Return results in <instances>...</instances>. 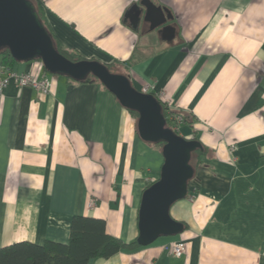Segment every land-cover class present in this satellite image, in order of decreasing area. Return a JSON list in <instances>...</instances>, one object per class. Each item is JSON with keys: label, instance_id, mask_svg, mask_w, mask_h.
<instances>
[{"label": "crops", "instance_id": "0c3cea01", "mask_svg": "<svg viewBox=\"0 0 264 264\" xmlns=\"http://www.w3.org/2000/svg\"><path fill=\"white\" fill-rule=\"evenodd\" d=\"M141 1L37 0L63 48L163 94L188 117L172 130L203 148L187 197L170 208L183 232L88 264H264V0H150L169 15L154 28ZM7 67L51 87L9 83L0 94V248L65 244L77 215L133 242L161 148L100 82L48 74L38 60ZM178 241L175 258L165 247Z\"/></svg>", "mask_w": 264, "mask_h": 264}, {"label": "water", "instance_id": "95a60500", "mask_svg": "<svg viewBox=\"0 0 264 264\" xmlns=\"http://www.w3.org/2000/svg\"><path fill=\"white\" fill-rule=\"evenodd\" d=\"M140 5L146 11L145 19L153 23L151 28L169 18L165 10L150 0H142ZM137 9L136 6L132 10L135 21L139 20ZM2 50H8L18 62L41 61L45 71L51 75L65 76L76 82H82L91 75L115 96L123 108L137 113L139 138L147 143H163V163L159 178L142 192L136 242L145 247L160 237L181 234L184 225L170 216V208L188 195L189 182L194 176L190 163L192 153L202 152L201 144L187 140L166 127L160 102L152 94H143L135 89L127 76L111 73L106 65L95 60L72 62L60 54L29 0H0V52Z\"/></svg>", "mask_w": 264, "mask_h": 264}, {"label": "trees", "instance_id": "16d2710c", "mask_svg": "<svg viewBox=\"0 0 264 264\" xmlns=\"http://www.w3.org/2000/svg\"><path fill=\"white\" fill-rule=\"evenodd\" d=\"M29 1L34 5L36 12L44 24L39 2L37 0ZM45 28L47 29L46 26ZM47 31L53 40L55 49L65 58L72 62L83 59L75 51L63 48L48 29ZM0 57L1 64L4 66H9L12 62H16L8 50H2ZM106 66L112 72V64H106ZM93 82L99 81L89 75L84 81L79 83ZM152 95L160 102L166 127L172 129L173 124L170 119L176 114L182 117L180 123L188 122L186 115L171 110L156 94L152 93ZM129 112L137 119V113L133 111ZM157 145L162 148L163 143H158ZM201 154L202 152L200 151L192 153L190 161L192 167H195L196 159ZM151 184H148L146 188ZM138 247L140 246L137 244L136 239L133 242L124 243L120 239L110 236L106 232L104 220L77 215L71 219L67 243L63 244L52 241H45L40 245L28 241L12 243L0 248V264H88L90 260L107 259L121 251H131Z\"/></svg>", "mask_w": 264, "mask_h": 264}, {"label": "built area", "instance_id": "2783aa9c", "mask_svg": "<svg viewBox=\"0 0 264 264\" xmlns=\"http://www.w3.org/2000/svg\"><path fill=\"white\" fill-rule=\"evenodd\" d=\"M13 83L15 86L20 88H31L41 94H49L51 82L47 76L35 77L31 73H16L13 72L9 67L0 65V94L2 93L3 89L9 84ZM143 94H152V88L150 85H145L139 90ZM159 99L162 102H165V97L163 94H157ZM171 123L173 124L174 130H177V126L182 121V117L176 114L173 118L170 119ZM178 131V130H177ZM89 208L94 206V202L91 200L88 204ZM169 253L175 257L180 258L184 251H185V242L178 241L174 242L165 247Z\"/></svg>", "mask_w": 264, "mask_h": 264}]
</instances>
